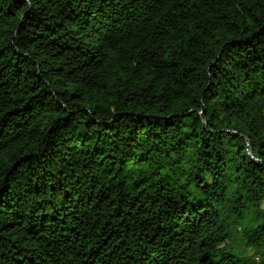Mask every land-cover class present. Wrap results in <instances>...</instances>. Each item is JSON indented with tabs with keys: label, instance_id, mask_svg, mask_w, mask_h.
I'll use <instances>...</instances> for the list:
<instances>
[{
	"label": "trees",
	"instance_id": "trees-1",
	"mask_svg": "<svg viewBox=\"0 0 264 264\" xmlns=\"http://www.w3.org/2000/svg\"><path fill=\"white\" fill-rule=\"evenodd\" d=\"M0 264H264V0H0Z\"/></svg>",
	"mask_w": 264,
	"mask_h": 264
},
{
	"label": "rangeland",
	"instance_id": "rangeland-1",
	"mask_svg": "<svg viewBox=\"0 0 264 264\" xmlns=\"http://www.w3.org/2000/svg\"><path fill=\"white\" fill-rule=\"evenodd\" d=\"M256 258H257V257H255V260H257Z\"/></svg>",
	"mask_w": 264,
	"mask_h": 264
}]
</instances>
